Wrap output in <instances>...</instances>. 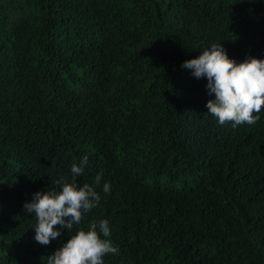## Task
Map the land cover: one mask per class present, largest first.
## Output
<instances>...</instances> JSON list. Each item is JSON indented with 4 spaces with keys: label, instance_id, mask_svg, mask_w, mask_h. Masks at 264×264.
Instances as JSON below:
<instances>
[{
    "label": "trees",
    "instance_id": "1",
    "mask_svg": "<svg viewBox=\"0 0 264 264\" xmlns=\"http://www.w3.org/2000/svg\"><path fill=\"white\" fill-rule=\"evenodd\" d=\"M214 43L264 59V0H0V264L100 220L104 264H264V107L220 125L181 68ZM85 155L100 204L42 246L23 205Z\"/></svg>",
    "mask_w": 264,
    "mask_h": 264
},
{
    "label": "clouds",
    "instance_id": "2",
    "mask_svg": "<svg viewBox=\"0 0 264 264\" xmlns=\"http://www.w3.org/2000/svg\"><path fill=\"white\" fill-rule=\"evenodd\" d=\"M182 69L190 70L196 79H206L209 96L215 99L207 101L208 113L217 119L220 125L232 122L235 128L241 124L254 125L260 119L264 107V59L246 58L237 63L227 56L222 44H212L194 59L181 64ZM88 166V156L79 163L71 165V178L61 177L54 183L56 189L37 191L30 202L23 205L26 214L35 216L34 239L42 246L61 236V229L72 232L79 226L87 214L100 204L101 196L95 187L87 183L78 184L77 178L84 174ZM102 173L94 179L99 186ZM103 192L110 193V183L103 184ZM111 235L107 220L92 221L87 228L77 227L69 235L66 243L46 258L47 264H104V257L118 254V246L109 239Z\"/></svg>",
    "mask_w": 264,
    "mask_h": 264
}]
</instances>
